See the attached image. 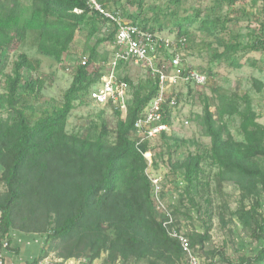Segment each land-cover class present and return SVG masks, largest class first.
<instances>
[{"label": "trees", "instance_id": "trees-1", "mask_svg": "<svg viewBox=\"0 0 264 264\" xmlns=\"http://www.w3.org/2000/svg\"><path fill=\"white\" fill-rule=\"evenodd\" d=\"M120 1L100 0L107 9L118 11L144 29L186 38L187 48L191 37L201 33L202 42L197 44L200 52L207 48L214 59L232 67L244 66L242 56L248 52L264 54V0H254L262 2L263 19L248 32L246 42L243 36L232 34L230 23L239 16L222 15L225 4L233 6L246 0H212L205 11L202 6L207 0H199L195 10L186 16L180 13L184 0L150 4V16L145 8L146 0H129L139 5L136 13L113 8ZM75 8L82 11L76 12ZM79 31H86V48L79 57H74L72 48ZM116 33V24L90 8L87 0H0V76H4L5 89L0 94V179L7 188L0 196V229L5 236L16 227L23 231L47 232L48 240L60 239L65 243L75 240V246L84 245L82 251H92L90 260L106 250L113 262L136 259L150 264H181L180 243L163 227V214L156 207L153 182L147 172L149 163L144 153L152 148L149 141L138 143L135 128L136 119L156 93L152 75L147 72V77L135 81L125 73L129 65L120 62L132 95L125 117L120 111H114L118 120L113 141L105 124L98 134L90 130L85 133L66 130L76 102L85 103L87 98L91 101L90 90L113 56V50L102 51L100 47L113 45ZM29 39L36 47L35 52L18 53L11 60V72H7L11 48ZM41 56L61 63L70 62L72 67V82L60 107L36 109L48 81L36 75L42 67ZM83 56L88 58L86 65L82 64ZM251 65H257V61L252 60ZM197 69L210 80L214 77L213 68ZM255 84L262 91V81L255 80ZM185 87L187 94L179 93L181 101L189 95L200 97L204 103L203 112L193 118L203 134L210 137L211 144L203 152L174 160L171 148L178 137L174 132H164L158 140L167 147V152L154 153V164L159 163L158 156L168 153L164 163L169 169L168 175H174L177 183L186 185L184 190L194 204L195 195L200 193L199 185L210 184L204 181L211 175L204 167L205 162L217 167L219 181H233L242 192L241 206L236 211L239 219L251 225L256 239L264 240V212L260 210L264 200V124L258 121L260 116L253 108V97L249 93L241 95L213 88L218 98L214 112L209 97L201 91L204 86L199 88L187 83ZM241 104L245 105L243 110ZM3 111L7 112L6 117ZM237 115L241 117L239 137L229 125L230 119ZM246 198L252 200L248 209L243 203ZM22 207L29 210L26 221L35 216L36 210L42 209L41 215L46 217L44 223L37 227L17 223L16 212ZM172 212L176 217L173 209ZM52 215L54 226H50L48 220ZM189 237L194 246L203 244L207 238L206 234ZM217 254L231 262L223 249L212 251L213 257ZM73 255L70 250L65 257ZM41 258L36 257L26 264H38ZM237 264H264V246Z\"/></svg>", "mask_w": 264, "mask_h": 264}, {"label": "rangeland", "instance_id": "rangeland-1", "mask_svg": "<svg viewBox=\"0 0 264 264\" xmlns=\"http://www.w3.org/2000/svg\"><path fill=\"white\" fill-rule=\"evenodd\" d=\"M166 0H146L145 8L147 9V15H152L150 11V4L160 5ZM199 0H184L181 14L184 16L191 14L198 6ZM212 0H207V4L202 6V10L205 11L208 6L212 5ZM119 5V6H118ZM114 5L113 8H125L128 12L136 13L140 10L139 5L129 2V0H121L120 4ZM262 2H255L254 0L239 1L235 5L230 6L225 4L222 9L223 17L225 15L239 16V19L230 23L232 34L235 36H243V41L248 40V32L251 28L256 26L259 20L263 17L260 13ZM242 10V11H237ZM242 13V14H241ZM125 17V16H124ZM126 18V17H125ZM128 19V18H126ZM86 31H79L76 35V39L73 43L72 55L79 57L86 48ZM190 39L189 47L185 49L186 61L194 67H210L215 71L214 77L211 78L209 83L204 86L201 91L209 97L211 103V110L216 111L218 104V98H216L213 88L226 89L231 92H238L241 95L249 93L253 97V108L260 116L258 121L264 124V54L261 52H248L242 56V61L245 65L241 68L232 67L224 61L216 60L212 57V51L207 48L202 49L200 52L197 44L202 42L203 35L196 33ZM93 43V41L91 42ZM112 45L103 44L101 50H112ZM35 46H32L31 40H27L22 45L16 43L10 51V61L7 63V72H11L12 62L17 57V54L23 51H29L34 53ZM42 67L36 75H41L47 78L46 87L43 90L44 96L41 101L36 104L37 110L44 108L60 107L63 103V95L69 88L72 82V67L70 62L68 64L64 62H57L50 57L41 56ZM250 59V60H249ZM252 60L257 61V65L252 66ZM67 66V67H66ZM126 70L123 69L121 74L129 73L135 81L139 78L147 77V72L141 66H128ZM51 75V80L48 76ZM255 80H260L263 83L262 91H259L256 87ZM202 88V87H200ZM182 92L187 94V88L182 86ZM5 91L4 89V76H0V94ZM76 107L72 110V113L67 121L66 130L68 133H85L90 130L92 133H100L105 124L110 131V140H114L113 130L117 124L118 116L109 107H101L95 103L89 101L87 98L85 103L76 102ZM204 103L198 96L192 97L185 95L181 101V108L179 115L181 117L189 119V124L181 126L176 123L174 134L178 137V140L172 145V158L174 160H183L189 153L203 152L204 148L209 147L211 144L210 137L203 134L201 127L197 124L193 118L197 113H202ZM245 108L244 104H241V109ZM3 116H7V112L3 111ZM241 117L234 116L229 121L230 128L237 137H239ZM149 147L152 148L151 152L147 155L148 158H152L153 164L148 167L147 172L153 177L162 179L163 190L165 197L162 198V203L159 205L156 201L157 209L160 206L173 209L178 219L180 227L189 236L196 234H206L207 238L203 244H197L196 248L198 252L206 257V259H213L218 264H237L241 262L242 258L255 255L259 249L264 246V240L256 239L253 236V228L251 225L243 223L236 211L241 206L242 192L238 185L233 181H219L220 177L216 175L218 171L217 167H210L206 162L204 164L207 172L211 171L210 177L204 181L210 182L206 186L199 185V194L195 195L196 203L189 201V196L184 190L183 183L174 180V175L170 176L169 169L165 160L168 158V153L164 154V157L158 156L159 163L157 166L154 164V153L161 152V150H167L166 146L160 145L159 140H150ZM167 152V151H166ZM158 154V153H157ZM2 167L0 166V177ZM175 181V182H174ZM180 184V185H179ZM161 185V184H160ZM162 187V186H161ZM205 188V191L204 189ZM198 190V191H199ZM7 191L6 185L0 179V196H3ZM209 198L211 201H209ZM200 202V203H199ZM252 200L246 198L245 206L247 209L250 207ZM158 204V205H157ZM163 204V205H162ZM170 207V208H169ZM260 210L264 212V200ZM17 211V210H16ZM15 211V212H16ZM29 210L25 207L19 208L16 212V222L19 224H26L28 226H40L43 224L45 216H42L43 210L38 209L35 211V216L30 217V220L26 221ZM236 213V214H235ZM50 226H54V216L48 218ZM16 232L22 239V243L26 241H34L35 248L34 254H38L36 257H49L51 264H150L148 261H138L136 259H130L126 262L117 260L113 262L109 258V252L104 250L100 256L90 260L92 251H82L84 245L73 244L75 240L65 243L60 239H47V232H34L23 231L19 228ZM19 239V238H18ZM27 244V243H26ZM85 248V247H84ZM217 249H223L226 257L232 262L222 258L221 254L212 256V251ZM72 250L75 255L65 257V255ZM15 253H20L21 248L18 246L14 249ZM83 253V255H76L77 253ZM26 257L21 254L17 257V261L24 260ZM34 257V258H36ZM11 262V259L9 257ZM34 260V259H33ZM26 261V260H25Z\"/></svg>", "mask_w": 264, "mask_h": 264}, {"label": "built area", "instance_id": "built-area-1", "mask_svg": "<svg viewBox=\"0 0 264 264\" xmlns=\"http://www.w3.org/2000/svg\"><path fill=\"white\" fill-rule=\"evenodd\" d=\"M87 3L90 8L113 21L117 26L116 39L112 45L113 56L107 62V69L100 80L90 90L91 102L101 107H109L113 111L118 110L122 117H125L132 91L130 83L120 75L123 67L119 65L120 62L129 66L137 65L152 75L157 86L155 95L135 121L138 143L157 140L164 132L173 133L178 127L176 123L181 126L189 124V119L179 115L181 87H185L187 83L199 88L206 86L210 77L186 61V38H177L174 34L164 31L144 29L126 19L118 11L107 9L100 0H87ZM74 11L82 10L75 8ZM87 62L88 58L83 56L82 64L86 65ZM150 152L149 148L144 153L149 166L153 164L152 158L147 156ZM149 176L154 186V197L161 205L159 202L162 203V179ZM158 210L163 214L162 224L167 234L180 243L183 256L181 264H218L216 259H206L198 252L189 235L177 223L171 209L160 206ZM1 217L0 209V222ZM14 235V228L9 230L7 236L3 235L0 229V264H7L8 252L14 251L16 247ZM51 263L49 257L38 262V264Z\"/></svg>", "mask_w": 264, "mask_h": 264}, {"label": "crops", "instance_id": "crops-1", "mask_svg": "<svg viewBox=\"0 0 264 264\" xmlns=\"http://www.w3.org/2000/svg\"><path fill=\"white\" fill-rule=\"evenodd\" d=\"M17 229H14L16 231ZM16 238H14V244L15 246H18L21 248L20 253H15V251L8 252L7 254V264H26L28 261H32L34 257H36L38 254H34L33 248H35L34 241H26L25 243H22L21 237L15 232ZM19 238V239H18ZM27 243V244H26ZM21 254L28 256L24 260L17 261V257H20ZM9 257L11 259V262L9 260ZM26 260V261H25Z\"/></svg>", "mask_w": 264, "mask_h": 264}]
</instances>
